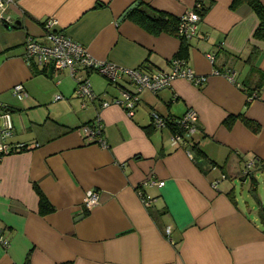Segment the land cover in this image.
I'll use <instances>...</instances> for the list:
<instances>
[{
	"label": "crops",
	"instance_id": "0c3cea01",
	"mask_svg": "<svg viewBox=\"0 0 264 264\" xmlns=\"http://www.w3.org/2000/svg\"><path fill=\"white\" fill-rule=\"evenodd\" d=\"M134 2L180 16L197 0H14L12 20L0 21L9 141L28 144L0 156V233L9 239L0 241V264H264V202L241 201L234 183L250 181L256 194L264 177V41L253 36L258 17L247 3L201 0L185 59L208 79L177 77L158 91L145 88L133 114L102 104L131 85L128 76L116 84L83 70L93 97H81L69 66L24 58L28 36L46 41L42 22L53 15L100 60L171 70L182 39L149 31L128 12L119 19ZM19 82L24 98L13 92ZM189 108L198 113L197 129L176 143L173 124L153 123V111L178 117ZM86 124L102 133L89 136ZM36 187L52 210L40 212ZM93 188L101 201L89 210L84 199Z\"/></svg>",
	"mask_w": 264,
	"mask_h": 264
},
{
	"label": "built area",
	"instance_id": "2783aa9c",
	"mask_svg": "<svg viewBox=\"0 0 264 264\" xmlns=\"http://www.w3.org/2000/svg\"><path fill=\"white\" fill-rule=\"evenodd\" d=\"M13 2L14 0H0V21L12 20L11 16L7 13V8ZM201 4V0H197L192 9L186 10L179 16L178 33L180 35L190 38L197 34L199 20L201 19V14L199 12ZM58 24L59 19L56 16H47L42 22L46 41H40L34 36L29 35L24 46V58L27 62H33L38 65L52 63L55 69L69 66L77 81L75 91L77 95L81 97H93V89L91 87L89 75L83 71L88 69L100 71L116 84L118 80H120L119 78L125 75L128 76L131 80V85L129 87L121 85V94L115 96L111 100H102V104L108 105L111 101L122 104L128 109L129 114L134 113V107L140 100V92L145 88L158 91L165 86L171 85L173 80L177 77L186 78L195 84H202L208 79L207 75L197 72L185 58L178 56L171 59L172 67L169 71H145L139 68L120 66L110 60H100L92 55L85 45L58 28ZM207 56L211 61L215 59V54L213 52H208ZM213 72L217 73L219 70L214 69ZM228 76L233 80L235 79L233 73L229 74L228 72ZM13 92L18 98H24L28 95V92L21 82L13 86ZM62 96L61 93L56 95L57 98ZM254 96L261 97V95L257 93H255ZM197 117L198 113L193 108H189L181 116L171 118H167L157 111L152 112L153 123L156 126H166L169 124V121H176L181 127V130L174 131L172 135V139L175 143L197 129ZM83 127L89 136L100 134V125L93 127L92 125L86 124ZM13 128L14 124L11 110L0 101V156L19 150L28 145L26 142L9 141V137L13 133ZM100 140L104 141L102 138H100ZM246 172H248V170H246ZM158 182L164 183V180H159ZM142 199L145 204L151 202V199L144 197V195H142ZM100 201V191L93 188L86 195L84 204L87 209L91 210L99 204ZM0 241L4 245H8L9 243L8 237L3 233H0Z\"/></svg>",
	"mask_w": 264,
	"mask_h": 264
},
{
	"label": "trees",
	"instance_id": "16d2710c",
	"mask_svg": "<svg viewBox=\"0 0 264 264\" xmlns=\"http://www.w3.org/2000/svg\"><path fill=\"white\" fill-rule=\"evenodd\" d=\"M243 3H247L253 9V11L256 13L258 17V24L253 32V36L259 40L264 41V2L262 0H232L231 6L233 8H238ZM128 16L151 32L160 33L162 31H167L179 35L180 38L182 39V44L180 51L178 52V56L181 58L188 57V42H187L188 38L178 33L179 16L166 12L164 10L152 8L148 4L143 2H140L139 4L132 7L128 11ZM51 65L53 64L51 63ZM88 70L92 71L94 69H88ZM118 82H120V80H118ZM242 118L249 126L259 128V126L256 125L255 122L250 118H246L244 116H242ZM169 124L174 125L173 129L175 131L181 130V127L176 123V121H172V122L169 121ZM99 130L100 133H102L101 127ZM26 148H28V146H24L23 148H21V150H24ZM199 153L203 154L204 156L203 151L199 150ZM36 189L40 196V200H39L40 212L45 213L52 210L53 206L50 204L49 200L44 195V193L38 187H36ZM262 210L264 212V208H262ZM263 217H264V213H263ZM64 264H70V263L66 262Z\"/></svg>",
	"mask_w": 264,
	"mask_h": 264
},
{
	"label": "rangeland",
	"instance_id": "374dc122",
	"mask_svg": "<svg viewBox=\"0 0 264 264\" xmlns=\"http://www.w3.org/2000/svg\"><path fill=\"white\" fill-rule=\"evenodd\" d=\"M102 75V73H101ZM104 78H106L104 75H102ZM220 175H222L221 171H219ZM259 188L258 193H254L250 191V181H242L239 178H234V183L236 185V192L237 196L240 198V200H248L251 203L258 204L257 199H261L264 202V177L259 178Z\"/></svg>",
	"mask_w": 264,
	"mask_h": 264
},
{
	"label": "water",
	"instance_id": "95a60500",
	"mask_svg": "<svg viewBox=\"0 0 264 264\" xmlns=\"http://www.w3.org/2000/svg\"><path fill=\"white\" fill-rule=\"evenodd\" d=\"M137 4V2H134L132 3L126 10H124V12L121 14L120 18L119 19H122L126 14L127 12L132 8L134 7L135 5Z\"/></svg>",
	"mask_w": 264,
	"mask_h": 264
}]
</instances>
